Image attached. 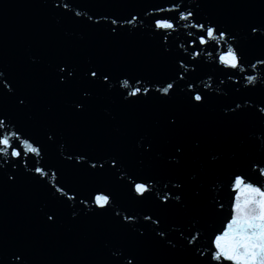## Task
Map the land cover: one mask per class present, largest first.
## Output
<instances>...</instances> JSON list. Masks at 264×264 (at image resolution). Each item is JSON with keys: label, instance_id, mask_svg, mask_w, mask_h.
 <instances>
[{"label": "snow or ice", "instance_id": "snow-or-ice-1", "mask_svg": "<svg viewBox=\"0 0 264 264\" xmlns=\"http://www.w3.org/2000/svg\"><path fill=\"white\" fill-rule=\"evenodd\" d=\"M42 2L76 23L86 18L92 26L100 27L103 21L109 41L122 32L139 33L142 29L162 37L163 42L153 48L162 70L158 74L117 75L113 62L83 54L59 59L50 74L28 83L27 77L36 74L39 58L29 57L27 63L20 61L18 68L8 71L3 67L5 55H0V193L29 180L42 186L50 201L68 210L73 226L80 227L82 216L107 218L81 237L92 244L94 264H121L122 260L126 264H264V97L234 101V106L225 105L215 116L193 120L205 113L211 99L208 89L214 82L212 73H206V80L201 76L193 79L201 65L211 63L236 92L240 84L246 92L264 86V17L255 20L244 14L252 0H196L191 6L187 0H166L167 6L153 4L151 11L126 15L72 13L73 0ZM181 29L186 30V39L176 46L170 44ZM219 84L224 85L225 79ZM99 93L112 100L100 103ZM65 94L70 95L57 102L55 98ZM178 97L184 101L182 108L173 106ZM141 104L149 107H134ZM40 105L43 112L38 114ZM94 112L101 114L98 120L85 119ZM241 118L249 122L251 135H234ZM25 120L42 134L43 142L25 131ZM70 122H89L94 134L108 130L110 150L97 157L68 151ZM137 128L145 132L137 136L135 163L155 171L147 178L131 180L127 194L133 203L150 202L151 208L130 209L115 192L98 188L79 199L83 207L77 211L81 193L66 179L65 169H82L93 176L108 172L122 182L121 173L128 168L120 145L125 131ZM161 139L169 144L166 154L157 149ZM209 143L227 148L233 160H244L255 179L245 173L231 174L222 230L213 231L207 243L200 245L202 215L225 211L224 202L214 199L208 205L202 198L207 171L224 160L223 148L209 151ZM49 145L60 147L57 163L46 160ZM160 169L168 174L161 175ZM46 208L47 204L40 206L34 216L52 229L59 217ZM106 231L121 235L122 241L106 239ZM3 233L0 223V264H5ZM11 256L21 264L27 259L20 250L12 251Z\"/></svg>", "mask_w": 264, "mask_h": 264}, {"label": "water", "instance_id": "water-1", "mask_svg": "<svg viewBox=\"0 0 264 264\" xmlns=\"http://www.w3.org/2000/svg\"><path fill=\"white\" fill-rule=\"evenodd\" d=\"M189 6L196 3V0H187ZM153 4H164L166 0H73L72 13L79 10L81 12L93 13H115L126 15L129 11L139 12L142 9L151 11ZM244 14L255 20L264 17V0H252ZM78 20L81 18H77ZM147 19V17H145ZM107 29L104 22L100 27L92 26L91 21L86 18L82 22H73L68 17H61L58 13L48 9L42 0H0V55H5L3 67L8 71L18 68L20 61L27 63L29 57L39 58L40 63L34 70L36 74L27 77L28 83H35L39 80V75L46 76L53 71L54 65L59 59L75 57L77 55H98L117 66V75L127 73L129 75L158 74L162 70V65L156 63L154 50L163 38L154 37L150 31L142 29L139 33L122 32L114 41L106 39ZM181 29L174 34L169 43L176 46L183 42L186 37ZM65 33L68 34L65 37ZM83 37V39H81ZM247 46V45H246ZM249 53L253 50L248 49ZM251 72V69H249ZM206 73H212L214 82L212 88L208 89L211 99L205 108V113L194 117V121L207 119L218 114L225 105H233V102H240L248 97L260 99L264 97V91L259 86L255 92L244 91L243 84L237 85L240 88L236 92L219 72H215L211 63L200 66L199 71L193 76H201L207 79ZM257 74V73H252ZM240 74H238L239 76ZM220 79H225V84H219ZM115 83V81L113 82ZM197 87H203L200 80H196ZM154 87V85H153ZM218 89V92L216 91ZM70 94L63 97H56L57 102L66 100ZM100 103H107L112 100L98 94ZM184 101L176 98L173 106L182 108ZM234 106V105H233ZM137 110H146L149 105H136ZM37 112H43V106L37 108ZM99 112H94L85 117L88 121L98 120ZM70 133L67 135L68 151H84L93 157L104 156L110 146L107 142L110 136L108 130L93 133L92 125L89 122L69 123L67 125ZM25 131L36 135L37 139L43 142L42 134L29 122L24 121ZM145 129L126 130L120 145L121 154L125 157L128 172L121 173L123 181L119 182L111 173L105 172L99 175H88L82 169H65L66 179L74 186L81 195L76 201L77 211L80 210L79 199L84 194L93 189H104L113 191L125 207L136 211H147L151 208L150 202L137 205L133 203L127 194L126 185L136 178H147L154 174L151 167L141 168L135 163L137 146V136ZM251 135L250 125L247 119L241 118L235 128L234 135ZM258 136L259 133H256ZM207 150L223 148L222 145L209 143ZM159 152L167 153L169 144L161 139L157 144ZM224 150L223 162L215 168L209 169L204 177V187L202 198L211 205L214 199H218L225 204V211H207L202 215L201 231L203 238L200 245L207 243L208 237L213 231L221 229L224 217L227 213L229 202L228 181L233 172H240L251 175L248 165L244 160H233L231 152L227 148ZM59 145L47 146L46 160L50 163H57ZM161 175H167V171L160 169ZM75 194V193H72ZM72 202H69L71 204ZM47 204L46 210H54L59 217L57 224L52 228H46L42 222L34 216L37 208ZM87 211V209H85ZM97 211H99L97 209ZM42 216V214H41ZM107 218L81 217L80 227L73 226L69 219L66 208L56 205L50 201L42 186L35 185L29 180H24L16 188L6 189L0 193V223L4 226L3 233V254L5 264H21L11 256V252L20 250L27 259L24 264H94L96 256L91 242L85 243L81 240L82 234L94 231L93 225L105 221ZM222 230V229H221ZM105 238L114 243L122 241V236L111 231L105 232ZM121 264H126L125 260Z\"/></svg>", "mask_w": 264, "mask_h": 264}]
</instances>
